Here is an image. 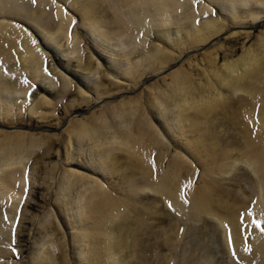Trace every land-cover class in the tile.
<instances>
[{
    "label": "bare ground",
    "instance_id": "6f19581e",
    "mask_svg": "<svg viewBox=\"0 0 264 264\" xmlns=\"http://www.w3.org/2000/svg\"><path fill=\"white\" fill-rule=\"evenodd\" d=\"M206 1L64 0L77 17L73 25L74 17L63 8V0H0V19H5L0 20V119L12 120V110L21 107L16 101L27 103L32 95L29 115L38 110L42 119L53 114L57 98L69 95L70 108L88 100L79 87L72 88L63 72L54 69L46 52L56 57L63 71L99 96L114 90L111 82L101 78L98 64L83 56V36L113 73L136 84L145 70L154 71L174 59L146 43L150 32L156 31L160 41L181 50L225 30L212 14L214 6L236 26L257 21L264 13V0ZM6 19L28 25L43 48L39 49L33 34ZM237 33L229 30L226 37ZM249 36L247 32L245 41ZM244 48L236 59H230L236 49L230 57L224 55L220 66H215L218 53L208 51L198 77L202 83L194 84L190 71L177 66L169 73V84L147 93L145 105L138 95L130 96L97 115L68 123L63 144L72 149L67 152L66 147L65 158L76 161L86 153L90 173L105 180L117 175L111 189L120 196L105 189L98 177L73 169L61 171L55 205L58 212L72 211L74 216L69 222L77 227L71 234L73 261L66 255L65 244L46 234L55 227L45 213L37 227L45 234L39 243L34 240L37 246L31 251L30 264H239L238 258L241 264H264V232L253 223L264 220V32ZM36 82L40 85L33 90ZM37 88L42 94L35 97ZM3 129L0 240L9 245L18 238L16 228L24 218L27 176H33L34 162L51 150L52 142L42 133ZM166 136L178 150L161 172ZM188 157L201 171L199 183L185 189V203L181 186L195 173ZM54 168L46 172L54 175ZM200 221L203 226L199 227ZM216 243L222 246L220 257L225 256L221 260ZM10 250L0 248V257L8 256Z\"/></svg>",
    "mask_w": 264,
    "mask_h": 264
},
{
    "label": "rangeland",
    "instance_id": "374dc122",
    "mask_svg": "<svg viewBox=\"0 0 264 264\" xmlns=\"http://www.w3.org/2000/svg\"><path fill=\"white\" fill-rule=\"evenodd\" d=\"M201 1H203V3ZM57 2H58V0H57ZM199 2H201L202 4H204V2H205V4H206L207 1L206 0H199ZM199 2H198V4H199ZM62 6L68 12L69 15L74 17V13L67 7V5L65 3L62 4ZM212 8L214 10L212 12V14L215 15L216 17L218 16L219 20L223 22V24L226 28L221 34L217 35L214 39H210L209 41H207L201 45L190 46V47L189 46H187V47L181 46V47H183L181 50L173 49V48H171L170 45L166 44L165 40L160 41L157 38V35H155L156 31L150 32V34L147 37L146 43L150 44V45H156L159 48H162L164 51H167L168 53L174 55V59L171 63L169 62L164 67L163 66L162 67L156 66V68H155L156 70H154V71L145 70V72H143V76H141L140 80L136 84L133 83V81H131L127 78H124L122 75H119L118 73H117L118 75L116 73H113L109 69V66L106 65L107 64L106 60L102 56H100L98 52L92 50L91 47H89V41H88L87 37H84V36L81 37V39H83V40H81L80 48H81V52H83V54H84L83 56L86 58L88 56L90 59H92L95 66L98 64L97 65V67L99 68L98 71H99V74L101 73V76H102V77L101 76L100 77L106 78L108 80V83L111 82L110 84L114 85L113 88L111 87V85L109 87L110 90H112V89H114V90L110 91L109 93H103L100 96L98 94H96L94 91H92L91 89H88L89 87L87 88V86H85V84H83V83L81 84L79 79L74 78L71 75V73L63 71L61 69L60 65L58 64V60L56 59V57H55V59H53L52 54L46 52V54L48 56V57L46 56V58H47V60L49 58L48 62L51 63V65L54 67V69L60 73L63 72V74H65L67 79L72 81V88L75 90L76 87L77 88L79 87L78 91L82 92L80 94L82 96L84 95V97L88 98V100L80 103L79 106L78 105L74 106L75 108L74 107L70 108L69 107L70 103H69V99H68L69 95H68V97H65L63 99L57 98V100L55 99L56 101L53 100V102L56 103L55 105H53V108L51 106V108L53 109L51 112L53 114L46 119L45 118L42 119V118H39L41 111L38 112V110H37V113L34 112L33 115L31 114L32 116L29 115V112H28L29 108H30L29 106L32 105V107H33V104L31 102L35 99L32 95L30 97V99H28V101H26L27 103L23 102L24 104H22L20 102V99L16 101L17 104L19 103V105H21V107H17V108L15 107L12 110V113L10 114L12 120H10L9 117H6V119L8 121L6 119H2V120L0 119V129L4 128L3 130H8V131L12 130L13 131V130H22L21 128H23V131L28 130L27 132L30 131V133H33L35 135H38L41 133L45 134L46 137L48 136L47 139H50L52 142V145H51L52 147L50 146L51 150L49 149L50 151H48V153L46 155H43V157H40L41 159L37 158L38 160L34 162L33 176L32 175L30 176V174H29L27 176L28 180L25 176V181L27 180L28 183H25L26 187L24 186V188H23V192L25 193L24 196H26V197H24V200L27 201V203L24 206V208H25V210H24L25 213L23 215L24 218H21V222H18V227L16 229L20 230V231H19V233H17L18 238L14 239L15 242H13V244L8 245V244H6L5 240H3V239L0 240V248H3V249L11 248L12 249V250H10L11 252L8 256L0 257V264H9V261H18L21 264H30V262H31L30 261L31 251L35 246H37V243H35L36 244L35 245L33 242L40 241L39 239H41V237L45 234L44 231H42L41 233L38 232L39 220L42 219V217L45 213L47 214V216L50 219V221L52 222V224H54V227L56 229V230L54 229L55 233H54V231L48 230L49 232L47 231L46 234L48 235L49 238L51 237V238H54L55 240H59L60 242L64 243L65 246H63V247H65V249L67 248L66 249V255L68 256V254H69L68 258L71 261H73L74 254L72 252L73 251L72 248H70L72 245V240H71L72 235L71 234L75 233L77 227L69 225V222L71 220H72L71 222L74 221V216H72V214H73L72 211H68V214L66 215L64 213H60V211L58 212L57 207L55 208V192L57 189V187H56L57 182L59 180L57 178L59 177L60 172L65 170V169H67V170L73 169L74 171L76 170V172H78L80 174L81 173H87L89 175H93V174L90 173L88 168L85 166V164L87 162L86 160H87V158H89V156L87 157L86 153H83V154L81 153V157H79L80 161H79V159L75 161V159L74 160L73 159L67 160L65 158L66 147H68L66 150L67 152H70L72 149L70 147V144H66L67 145L66 147L63 144L64 143L63 138L65 137V135H67V133L65 131H66V128L69 126L68 123H71L72 121L77 120V119L83 120V119L91 116L94 113H95V115H97L100 112V110L109 109V107L117 105V103H119L120 100L128 99L130 96L138 95L140 97V103L145 105L144 102H146V100H147V97H146L147 93H151V92L153 93L156 90V88L161 89L166 84H169L171 81L169 73L171 71L176 70L177 66H182V68H184V69L187 68L186 70L188 72L190 71L189 73H190L192 80L194 79L193 80L194 84H199V82L202 83L203 78L200 79L198 77L200 76V73H201L203 67L206 66L205 54L208 51L209 52L212 51L214 55H215V51L218 53L219 58L215 62V66H220L223 64V61H225L224 55L229 56L231 54V50L236 49L235 52L231 55L232 57L229 56L230 59L231 58L236 59L238 57V55L242 52V49H245L244 47H247V48L251 47V43H253L258 36H261L262 32H264V13L257 21L252 22L251 20H249V21L247 20L243 24L236 26V25H233L231 22H229V20H227L226 17H224L221 14V12L219 11V9L216 6H214ZM0 20L5 21L4 18L0 19ZM6 20H7L6 22L21 25L20 27L24 28L23 30L25 32H27L28 35L33 34L31 31V28L28 25H26L25 23H23L22 21H20V20H18V21L14 20L13 21V19H9L10 21H8V19H6ZM76 23H77V17H74L73 25L74 24L76 25ZM79 30L81 31L80 28H79ZM229 30L236 31L239 33L232 35L230 37H226ZM247 32L250 33V36L247 38V41H245L246 40L245 36L247 35ZM33 38H34L33 40L35 41V43H37L39 45L40 42L38 41V39L36 38V36L34 34H33ZM65 45H66V43H65ZM219 45L221 48H218V50H216L215 48ZM42 48L43 47H41L39 45V49H42ZM72 59H73V61L71 63L73 66H75V63H76L75 58H72ZM44 83H46V82H44ZM38 84L39 83L36 82V85H34L32 87V89L35 90V88H36V86H38ZM45 85L43 84L42 86L44 87ZM153 89H154V91H153ZM36 91H34V96L36 95L35 97H38V93L42 94L41 89L37 88ZM44 94L46 95V97L50 98L49 94H46V93H44ZM59 103H60V105H59ZM68 103H69V105H68ZM18 108H19V110H18ZM49 114H51V113H49ZM58 115H59V118H58ZM255 116H256V118L258 117L257 115H255ZM58 128H59V131H58ZM169 140L170 139L167 136H166V138H164V141L166 142L165 144H167V149L164 150L165 156H164V159L162 160L161 172L163 170H165V166L167 165L172 154H174L175 151L178 150V148H176L175 145L170 143ZM57 141H58V144H57ZM174 141L178 142L177 144H179V140L177 141L176 139H174ZM182 152H183V150H182ZM57 154H58V157H57ZM185 155H187V154H185ZM85 157H87V158L85 159ZM185 157H187V156H185ZM152 159L154 160V157ZM31 160H35V159L32 158ZM77 161H78V163H77ZM78 164H80V165H78ZM188 164L190 165V167L192 169H194V171L196 173L195 174L193 172L194 173L192 175V176H194L193 178H192V176H190L191 178L189 177L191 181L193 180L191 186H196L200 180L199 175H200L201 168L198 167L199 164L197 166V162L193 161V159H191V158H189ZM35 166H36V169H35ZM53 166L55 167L54 170H56V171L54 172V175L53 174L49 175L46 172V169H51ZM56 167H57V169H56ZM92 177L97 178L98 176L94 174ZM31 179H32V181H31ZM56 179H57V182H56ZM118 179L119 178L117 177V175H114L111 178H107L106 180L100 179L98 181H99V183H101V185H103V187L105 189L108 188L109 190L113 191V194L115 193L116 195L120 196V193L118 192V190L115 191L114 189H111V182H115V181L117 182ZM101 180H104V181H101ZM148 195L152 196L153 194H152V192L150 194L148 192ZM3 208H4V205H3ZM61 214H63V215H61ZM54 218H55V220H54ZM65 219L68 222L65 221ZM208 220H210V219L208 218ZM196 224L199 227L203 226L202 221L197 222ZM74 227H76V228L74 229ZM38 236H39V238H37ZM34 240H36V241H34ZM67 245H68V247H67ZM215 245H216V247L218 246L217 247V249L219 251L218 257H219V260H221V258L223 259L225 257V256L220 257L221 253H222L220 251L222 249V246L220 247L217 243ZM219 248H220V250H219ZM13 249H15V251ZM236 261L239 264H241V262L239 261V258L236 259Z\"/></svg>",
    "mask_w": 264,
    "mask_h": 264
},
{
    "label": "snow or ice",
    "instance_id": "6c2138e0",
    "mask_svg": "<svg viewBox=\"0 0 264 264\" xmlns=\"http://www.w3.org/2000/svg\"><path fill=\"white\" fill-rule=\"evenodd\" d=\"M33 3L36 2V0H32ZM55 2V0H54ZM199 0H193V3H198ZM69 40H71V27L69 29ZM45 72L47 74V69L45 68ZM153 168L155 171V163L153 162ZM192 184V181L189 180L187 182H185L184 184H182L181 186V199L184 200L185 203H187V200L185 199V189L187 187H189ZM169 209H172V205L169 202L168 204ZM248 214L251 215V209L248 210ZM243 218H244V214H241V223H243ZM5 219H7V217H5ZM254 225L256 226L257 229H260L262 232H264V228L261 227L262 224H264V220H253ZM181 231H183V229H181ZM231 242H232V238H231V234L229 233V244L231 246ZM15 251V249H13ZM247 250V249H246ZM233 256H235V252H233Z\"/></svg>",
    "mask_w": 264,
    "mask_h": 264
}]
</instances>
